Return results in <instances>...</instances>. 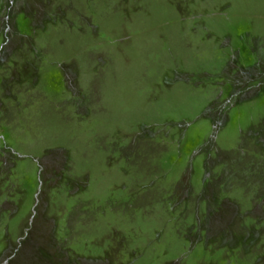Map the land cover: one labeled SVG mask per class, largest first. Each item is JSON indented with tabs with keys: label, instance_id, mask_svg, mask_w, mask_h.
Wrapping results in <instances>:
<instances>
[{
	"label": "rangeland",
	"instance_id": "1",
	"mask_svg": "<svg viewBox=\"0 0 264 264\" xmlns=\"http://www.w3.org/2000/svg\"><path fill=\"white\" fill-rule=\"evenodd\" d=\"M0 264H264V0H0Z\"/></svg>",
	"mask_w": 264,
	"mask_h": 264
}]
</instances>
